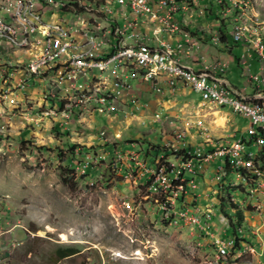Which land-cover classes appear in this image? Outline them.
Masks as SVG:
<instances>
[{"label": "rangeland", "instance_id": "obj_1", "mask_svg": "<svg viewBox=\"0 0 264 264\" xmlns=\"http://www.w3.org/2000/svg\"><path fill=\"white\" fill-rule=\"evenodd\" d=\"M189 2L187 20L193 19L194 28L213 38L220 16L216 11L208 16L206 9L213 0ZM228 2L226 9L231 11L221 12L231 17L229 26L243 20L264 28V0H249L248 6L241 3L242 8L234 9ZM54 13L63 16L58 10ZM67 18L81 25L74 15ZM239 46L233 54L242 57L243 44ZM202 50L210 54L218 49ZM231 69L228 75L241 84L242 79L233 75L237 62H231ZM55 73L54 78L59 77ZM133 73L136 76L123 75L118 107L107 114H89L90 103H83L80 113L71 115V109L55 113L50 108H56V101H75L61 95L49 100L38 89L26 91L25 96L12 89L13 103H0V264H264V189L246 191L254 184L264 185V171L262 176L246 172L244 178L226 175L217 183V160L201 172V196L192 205L202 202L213 208V225L220 231L229 225L228 215H235L230 204L236 203L244 211L243 233H250V244L256 248L245 246L218 260L209 238L212 230L206 233L169 219L157 195L141 184L147 179L142 178V168H133L134 176L128 179L116 171L122 165L123 172L128 171V161L115 164L116 150L140 153L152 166L154 157L146 155L149 144L170 158L172 144L185 138L195 143L210 135L211 143L225 142V137L230 143L243 136L250 120L201 98L189 86L172 85L162 77L148 81L139 67H133ZM95 80L111 87L108 77ZM72 147L75 154L68 166ZM84 161L90 164L83 172ZM63 173L70 180L65 182ZM200 218H207V210H200Z\"/></svg>", "mask_w": 264, "mask_h": 264}, {"label": "built area", "instance_id": "obj_2", "mask_svg": "<svg viewBox=\"0 0 264 264\" xmlns=\"http://www.w3.org/2000/svg\"><path fill=\"white\" fill-rule=\"evenodd\" d=\"M82 12L73 14L80 20L81 25H75L70 14L62 12V7L69 4L68 0H3L0 4V33H11L16 40L22 38V26H29L34 34L42 35V49L34 50L26 61H3L0 56V103H13L10 100V88H17L25 96L26 91L38 89L44 97H51V90H72L88 79H95V75H102L111 80V89H104V93H96L91 97L72 104H60L56 101L55 113L61 109H71L80 113L83 101H90L91 114H107L118 107V96L125 86L123 75L134 77L133 63L142 62L144 65H160L164 69V76L172 85L189 86L201 98L211 101L221 109H230L236 114L243 115L250 120V124L243 130V141L240 144L211 146L212 136L206 135L192 143L188 139L172 144V154L160 153L154 157L153 165L149 166L140 158V153L130 151H115V164L128 161L129 170L123 172V165L118 174L125 178H132L133 168H142V178L147 177L141 184L147 185L152 195H157V203L165 214H174V222L182 221L192 228L209 232L214 220V209L192 205L200 195L201 172L212 161L220 160L214 173L219 183L226 175H247L239 173L237 164L244 160L255 162V169L264 171V42H256L242 38L243 26H228L227 39L216 30L214 38L209 43L217 49L229 50L232 42L242 43L256 55L257 67L253 71L250 66L243 67L239 73L241 84L234 83L228 76L229 62L221 57L211 58L200 52L202 40L193 37L192 29L186 17L188 15V1L172 3L170 0H123L124 25H117L100 12V19H93L88 15V8L80 1ZM60 11L63 16L55 17L54 11ZM50 12L48 25H40L39 12ZM135 14H145L157 18V24L166 25L167 30L180 34L182 39L178 44L166 40H152L150 34L139 30ZM182 14L183 18H179ZM17 17H29V25H17ZM58 17H65L66 24L73 27V34H62L58 25ZM221 17H228L222 14ZM141 36L139 45L125 44V37ZM47 53L44 64H36V56ZM196 55L205 58V65H197L196 58L189 63L183 61V55ZM247 63L246 55L240 58ZM86 63H95V70H86ZM207 63H214V70H207ZM36 66H44V73H36ZM55 72H64V79L54 84H46V77ZM36 77H43V84H36ZM148 81L160 77H143ZM2 112V111H1ZM241 131V130H239ZM104 136L106 132L100 131ZM233 137V135H230ZM201 140V141H200ZM126 158V159H125ZM90 161L82 163L84 172ZM180 173H190L191 181L173 184V176ZM140 178V179H142ZM135 179V178H134ZM264 189V185L254 184L246 190L250 194ZM200 210H207V218H200ZM224 221L225 218L222 217ZM226 221L224 222V225ZM229 228V225H227ZM210 234V233H209ZM213 244L218 260L224 258L227 252H232L235 241L233 238L213 237ZM241 246H248V250H256L255 246L243 242ZM237 251V250H236ZM235 251V252H236Z\"/></svg>", "mask_w": 264, "mask_h": 264}, {"label": "bare ground", "instance_id": "obj_3", "mask_svg": "<svg viewBox=\"0 0 264 264\" xmlns=\"http://www.w3.org/2000/svg\"><path fill=\"white\" fill-rule=\"evenodd\" d=\"M172 3H183V0H170ZM188 1V9L189 0ZM231 8L234 9L236 7L242 8L241 3L245 6H248L249 0H230ZM0 4H3V0H0ZM116 4V5H115ZM116 8H113V6ZM88 15H93V19H100V12H105L106 18L109 17V20L116 23L118 21L119 15H123V0H104L100 2L98 5L89 4ZM95 9L100 12H95ZM118 13V14H117ZM112 15V16H110ZM118 15V16H115ZM137 16H142L145 14H136ZM111 18V19H110ZM237 19V18H236ZM136 24H138V19L135 18ZM39 23L40 25H48V18L46 16V11L39 12ZM261 22L255 21V24ZM17 25H29V17H17ZM58 25L61 26L62 34H73V27L66 24V18H62L58 21ZM117 25H124L122 24ZM163 26L156 27L152 30V34L150 37L152 40H160L158 35L161 31H163ZM234 26H243L245 27V31H242V38H248L251 40H256V42H264V28L256 29L253 24L248 23L247 21H240L235 23ZM167 28V27H166ZM263 28V29H262ZM147 34V33H146ZM215 37V36H214ZM213 37V38H214ZM141 43V36H127L125 37V44L139 45ZM42 49V35L34 34L33 31L29 29V26H22V38L21 40H16V38L11 33H0V51L5 55L2 58L3 61L13 60V56H15L19 61H26L28 57L33 54L34 50ZM47 60V53H39L36 56V64H44ZM133 67L140 68L142 73H144V77H162L164 76V69L160 65H144L142 62L133 63ZM86 70H95V63H86ZM207 70H214V64L207 67ZM36 73H44V66H36ZM60 73L59 77L54 78L57 73L51 74L50 80L47 81V84H54L56 82H61L64 79V72ZM95 78L102 80V75H95ZM43 82V77H36V81ZM47 80V77H46ZM12 89L17 88H10ZM104 89H111V87L104 86L102 82H97L95 79H88L85 83L80 85H75L72 90H51V95H61L63 100H69L70 102H79L82 99H86L91 97L96 93H104ZM205 99V98H204ZM83 103H90V101H83ZM53 111L55 107H51ZM49 109V110H50ZM243 141V136L235 139L233 142H226V145H235L240 144ZM225 142H212L211 146H222ZM255 169V162L252 160H244L240 164H237V171L239 173H253L257 176H262V170H253ZM187 173H180L179 176H173V184H182V181H188L186 178ZM190 174V173H189ZM244 178L245 175H238ZM263 181V180H262ZM261 184V183H259ZM232 199V198H231ZM129 204L128 202H125ZM169 219L174 220V214H167ZM245 247V246H244ZM245 250V248H244ZM246 251V250H245Z\"/></svg>", "mask_w": 264, "mask_h": 264}, {"label": "crops", "instance_id": "obj_4", "mask_svg": "<svg viewBox=\"0 0 264 264\" xmlns=\"http://www.w3.org/2000/svg\"><path fill=\"white\" fill-rule=\"evenodd\" d=\"M231 4V3H230ZM227 10L229 11H231V9L230 8H228V9H225L224 10V12L226 11L227 12ZM225 12V13H226ZM47 13H50V12H47L46 11V15H47ZM118 14V13H117ZM110 16H112V15H110ZM115 16H118V15H115ZM178 17L179 18H183V15L182 14H178ZM48 18V17H47ZM62 18H64L65 19V17H58V21L59 20H61ZM135 18H137L138 19V24H139V26H142L143 27V32L144 33H147V34H152V30L154 29V28H156V27H161V25H159V24H157V18H155V17H150L149 15H142V16H137L136 14H135ZM185 19H187V16L186 17H184ZM107 19H109V17H107ZM111 19V18H110ZM189 21H191V22H193V19H190V20H188V22ZM118 22H119V24H122L123 22H124V18H121V16L119 15V18H118ZM190 24V27H191V29H193V30H197L196 28H194V26L196 25V23L195 22H193V23H189ZM192 24V25H191ZM166 34H168L169 36H168V38H165V35ZM215 34V33H214ZM216 35V34H215ZM214 35V36H215ZM213 36V37H214ZM158 37H159V39L160 40H166V41H169V42H172L173 44H178L179 42H180V40L182 39V36L180 35V34H174L173 33V31H169V30H167V28L166 27H164L163 26V31H161L160 33H159V35H158ZM194 38L195 39H199L197 36H195L194 35ZM207 46H211L212 48H214V46H212L210 43H209V38H207V40H202V43H201V46H200V48H199V51L202 53V52H204V53H206L205 51H203L202 49H204V48H206ZM233 46V44L231 43V47ZM238 47H241V46H238ZM243 48H244V52H243V54H245L246 55V59H247V63H242L241 62V60H240V58H241V56L239 57V56H237V54H233L234 52V48L231 50V49H229V50H227V51H229V53H224V52H220V49H218L216 52L214 51V52H211L210 54H207V55H209L211 58H214V57H221V58H223L224 60H226V61H228L229 62V64H230V66H229V70H228V72H227V76L230 78V76L228 75L229 74V72L230 71H232V69H231V62H237V67H238V71H235L234 73H233V75L234 74H236L238 77H239V73H240V71H241V69L243 68V67H248V66H251L252 67V70H255L256 69V67H257V59H256V55H254V53L252 52V51H250V50H248V48H246L244 45L242 46ZM201 49V50H200ZM194 58H196V64L197 65H205V58L204 57H197L196 55H192V56H190V57H188L187 55H183V61H186V62H189V63H191L193 60H194ZM214 63H207V67L208 66H210V65H213ZM254 67V68H253ZM163 77V76H162ZM231 79V78H230ZM232 80V79H231ZM41 82H39L38 81V84H40ZM129 147L130 148H134L133 147V145H129ZM208 167L209 166H206L205 167V171L208 169ZM186 178L188 179V181H191V175L190 174H186ZM200 196L201 195H199V198H198V201H199V199H200ZM198 206L199 207H205L206 206V204H202V202H200V203H198ZM215 223H216V221H214L213 222V224L215 225ZM211 225V228H210V231L212 230V232L210 233V236H209V238H211L212 237V239H213V237L215 236H221V237H223V238H228L229 237V235H230V229L229 228H226V229H222V230H220V231H215V230H217V227H214V225ZM255 223L254 224H250V227L251 228H254L255 226ZM258 228V227H257ZM256 229V228H255ZM255 229H253L254 231H255ZM256 242H261L260 241V239H258V238H256ZM259 247H261V245L259 246Z\"/></svg>", "mask_w": 264, "mask_h": 264}, {"label": "trees", "instance_id": "obj_5", "mask_svg": "<svg viewBox=\"0 0 264 264\" xmlns=\"http://www.w3.org/2000/svg\"><path fill=\"white\" fill-rule=\"evenodd\" d=\"M82 2L86 7L89 6V4L92 5H98L100 2L104 1V0H68L69 4L65 7H62V12L64 13H68L70 15L73 14H77L82 12L84 9L81 7V3ZM190 3V2H189ZM211 8L210 9H206V11H208V16H211L214 14V11L217 12V14L219 13L220 16H216V19L219 20V30L221 31V33L223 34V40L227 39L226 33L228 32V26L229 23L227 25L226 19L221 17V10L222 12L229 6V2L228 0H213V2L211 3ZM216 8V9H215ZM229 21V19H228ZM117 24H119L118 21H116ZM192 33L197 36L199 39L201 40H207V36L205 33H200V31L198 30H193L192 29ZM233 46L231 47V50L233 48H236L239 46L238 42H232ZM162 150H160L159 147H154V145H150L148 149L146 150V155H151L153 157H156L158 154L161 153ZM74 147L70 148L69 154L67 156L68 159V166L71 165V160L74 157ZM167 154V153H166ZM68 167L64 168V170L69 171L70 169H67ZM64 174V173H63ZM189 174V173H188ZM63 180L68 181L70 180V176H65V174L63 175ZM221 184V183H220ZM223 198V197H222ZM224 200L225 199H221V206L222 209L224 210ZM230 208L232 210H234L235 215H228L229 218V229H230V235L229 237L233 238L235 241L234 247L232 248V252H235L237 250L241 251V249L244 246H241L243 242L245 243H249L250 244V233L249 234H244L243 233V221H244V211L242 209L239 208V206L235 203H231L230 204ZM246 228V227H245ZM246 231H248V229H246ZM229 256V255H228Z\"/></svg>", "mask_w": 264, "mask_h": 264}]
</instances>
